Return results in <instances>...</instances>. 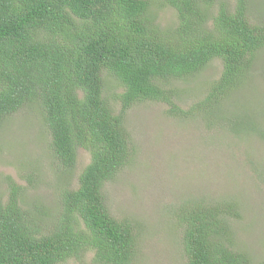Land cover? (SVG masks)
<instances>
[{
  "label": "trees",
  "instance_id": "obj_1",
  "mask_svg": "<svg viewBox=\"0 0 264 264\" xmlns=\"http://www.w3.org/2000/svg\"><path fill=\"white\" fill-rule=\"evenodd\" d=\"M212 3L0 0V127L23 106H36L50 134L54 166L65 176L72 174L79 148L90 153L77 185L62 187L60 181L59 210L49 225L43 223L48 213L25 202L18 185L0 195V264H63L88 251L96 264H133L137 224L114 217L103 192L132 160L128 110L161 102L170 115L199 117L207 128L239 127L234 119L223 122L219 109L245 89L264 48V19H250L248 0H236L233 9L221 3L216 12ZM152 4L174 9L172 24L155 22ZM213 59L221 61L220 76L200 100L182 107L171 83ZM106 76L120 89L112 95L118 111L104 92ZM259 103L264 107V100ZM240 206L234 198L207 196L173 206L186 264H253L233 248Z\"/></svg>",
  "mask_w": 264,
  "mask_h": 264
},
{
  "label": "rangeland",
  "instance_id": "obj_2",
  "mask_svg": "<svg viewBox=\"0 0 264 264\" xmlns=\"http://www.w3.org/2000/svg\"><path fill=\"white\" fill-rule=\"evenodd\" d=\"M248 2L250 19L262 21L264 0ZM221 3L233 9L236 0H213L214 12ZM150 8L162 27L175 19L170 7L152 4ZM221 70V61L213 59L197 73L172 82L178 103L187 108L200 100ZM248 81L244 90L219 109L223 122L234 119L236 128L225 126L219 131L207 128L199 117H174L161 102L144 101L128 110L132 160L115 180L106 183L103 192L114 217L129 216L137 224L138 253L133 264H186L170 210L182 200L200 196L234 198L240 203L241 216L233 220V248L247 253L253 264L263 262L264 107L259 101L264 100V48L257 54ZM116 86L106 76L104 92L118 111L119 102L112 99ZM244 122L252 126H243ZM49 144V131L36 106H23L0 127V195L7 196L12 183L18 185L25 202H35L48 213L43 218L46 225L56 219L59 210L60 181H65L62 187L77 185L90 161L89 151L79 148L76 166L65 176L54 166ZM63 264L96 263L88 251L83 258Z\"/></svg>",
  "mask_w": 264,
  "mask_h": 264
}]
</instances>
